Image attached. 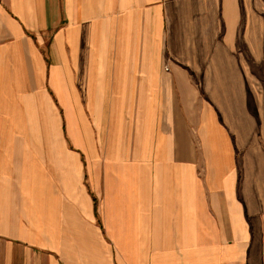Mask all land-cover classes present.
<instances>
[{"label":"crops","instance_id":"crops-1","mask_svg":"<svg viewBox=\"0 0 264 264\" xmlns=\"http://www.w3.org/2000/svg\"><path fill=\"white\" fill-rule=\"evenodd\" d=\"M0 264H264V0H0Z\"/></svg>","mask_w":264,"mask_h":264}]
</instances>
